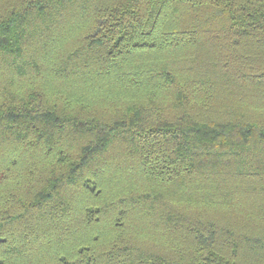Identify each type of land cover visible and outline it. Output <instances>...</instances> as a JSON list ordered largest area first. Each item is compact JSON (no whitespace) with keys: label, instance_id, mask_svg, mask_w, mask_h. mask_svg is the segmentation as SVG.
I'll return each instance as SVG.
<instances>
[{"label":"trees","instance_id":"obj_1","mask_svg":"<svg viewBox=\"0 0 264 264\" xmlns=\"http://www.w3.org/2000/svg\"><path fill=\"white\" fill-rule=\"evenodd\" d=\"M0 264H264V0H0Z\"/></svg>","mask_w":264,"mask_h":264}]
</instances>
